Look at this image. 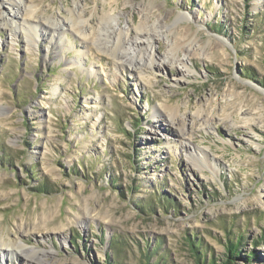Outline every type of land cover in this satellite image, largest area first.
<instances>
[{"label":"rangeland","instance_id":"obj_1","mask_svg":"<svg viewBox=\"0 0 264 264\" xmlns=\"http://www.w3.org/2000/svg\"><path fill=\"white\" fill-rule=\"evenodd\" d=\"M10 1L0 0V264H264V0H21L19 30L3 23ZM111 6L113 27L134 30L144 8L150 24L190 28L207 49L177 83L178 64L143 77L119 68L92 43ZM224 106L252 128L223 119ZM18 245L46 252L30 259Z\"/></svg>","mask_w":264,"mask_h":264},{"label":"bare ground","instance_id":"obj_2","mask_svg":"<svg viewBox=\"0 0 264 264\" xmlns=\"http://www.w3.org/2000/svg\"><path fill=\"white\" fill-rule=\"evenodd\" d=\"M20 1L21 0H11L9 3V7L12 6L13 8H10V10L8 11L9 13L7 14V16L9 17V19L3 18V23H5L6 26H8L12 30H19L18 26L16 25V22H19V20L22 18L19 13V11L22 10V6H20V4L24 5ZM147 10L141 8V10L139 11V14L141 16L138 26L134 27V30H130L129 28L121 29L117 27V25H115L117 27V29H115V26L113 27V22H115V18L117 17V15L114 13L115 11L113 7L111 6L109 10L103 9L101 15L98 17L97 26L95 29H93V34H91L93 36L92 43L97 46L98 51H107L110 52V54L112 53L115 59V65L117 67L124 68L127 66L128 70L134 71L142 77L143 74L146 73V71L157 70L159 72L169 67L173 68L176 64H178L182 67V69L177 71V73L179 74L178 76L180 77V79L175 80V82L177 83L181 81L184 75L187 76V74L191 72L187 64L193 58H196L198 56V50L205 51L207 47L202 44V41L200 40L198 35L193 34L192 37L189 35L188 32L190 28H188V30L185 31L183 34L176 35L171 31L162 30L164 29V25L161 24L162 21L158 19L154 23L150 24V16L148 15L149 11ZM22 22H25V19H23ZM29 32L30 31H27L25 34V39L27 40V42H30V35L28 34ZM33 36L38 39L37 34ZM102 37H105L106 39L103 40ZM62 39V34H60V43ZM162 39L169 42L168 51L165 52V54L163 55H157L152 44L153 42L160 41ZM39 40L40 39H38V41ZM212 44H214L215 47L222 48L225 43L221 40H215L214 43L211 39H208V43L206 45ZM199 45L202 47L200 48ZM100 46L101 48H99ZM182 53L183 55H180ZM149 83H151L150 80L148 84ZM226 107L227 106H224L222 110L223 119H231L233 121L234 126H236L238 123H241L238 121V118H236L235 120L232 117V114L228 113ZM162 108L165 109L166 107L162 106L160 109L162 110ZM203 112L204 111L202 110H198L196 114L198 117H200ZM178 113V110L171 111L170 109H166V111L163 110V113L161 115L162 117L166 118L170 123L174 124L176 122L179 123L183 121V119L178 116ZM241 124H244V126L248 129H251L253 126L250 120H245ZM175 135L183 139V141H187V137L189 136L181 130L177 131ZM196 161L197 163H200L201 160L199 161L197 157H194V159H192L193 165H197L195 163ZM0 246L4 247L5 243H0ZM18 246L17 248H19L22 253H24H21L23 257H28L30 259L33 256H38V252H42L43 254H45L46 252L37 251L32 248H25L23 245ZM0 251L4 252L5 250ZM49 253L51 252L49 251Z\"/></svg>","mask_w":264,"mask_h":264},{"label":"trees","instance_id":"obj_3","mask_svg":"<svg viewBox=\"0 0 264 264\" xmlns=\"http://www.w3.org/2000/svg\"><path fill=\"white\" fill-rule=\"evenodd\" d=\"M238 244H240L239 241L237 243H235V244L233 242H230L229 246L227 247V252L229 253V256L233 257V254L236 253V249H237V245ZM192 248L194 249V251H195V253L197 255V257H196L197 260L200 261L201 255H199L197 253L195 245L192 244ZM202 264H204V263H202ZM210 264H215V262L212 260ZM224 264H230V262L229 261L228 262L225 261Z\"/></svg>","mask_w":264,"mask_h":264}]
</instances>
